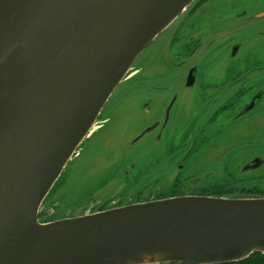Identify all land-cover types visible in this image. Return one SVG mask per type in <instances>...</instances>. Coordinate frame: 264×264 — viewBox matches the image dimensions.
<instances>
[{
    "label": "water",
    "instance_id": "obj_1",
    "mask_svg": "<svg viewBox=\"0 0 264 264\" xmlns=\"http://www.w3.org/2000/svg\"><path fill=\"white\" fill-rule=\"evenodd\" d=\"M194 1L0 0V264H226L264 253V197L38 219L136 58Z\"/></svg>",
    "mask_w": 264,
    "mask_h": 264
},
{
    "label": "rangeland",
    "instance_id": "obj_2",
    "mask_svg": "<svg viewBox=\"0 0 264 264\" xmlns=\"http://www.w3.org/2000/svg\"><path fill=\"white\" fill-rule=\"evenodd\" d=\"M227 1L215 0L213 4L225 6ZM210 7L211 2L203 9ZM180 19L144 49L136 58L131 75L112 92L97 118L98 128L84 140L78 155L67 164L52 193L43 201L38 214L40 222L53 221L50 219L57 209L61 219L79 216L93 213L96 206L105 205L104 210L119 207L130 198L137 200L164 189L173 193L180 183L188 191V185L190 189L198 188L200 195L218 189L212 188V181H216L222 186L218 190L220 194L211 196L264 197V169L251 175L240 171L249 160L247 147L236 151L223 142L201 146L193 141L180 144L171 139L172 129L181 135L182 125L190 118L194 104L192 91L184 87L175 89L178 96L173 109H177L175 120L179 124L170 126V130L169 121H165L169 111V36ZM214 71L224 72V67L216 65ZM141 81L145 83L140 84ZM153 123L158 125L150 132L148 128ZM179 151L189 155L180 162L184 167L166 174L152 187H142L148 182L146 177L137 180L126 176L127 171L132 172L128 168L131 164L135 166L133 171H143L152 160L164 163L167 155L171 157ZM182 174L190 176L188 181L181 182ZM132 184L133 187L126 186Z\"/></svg>",
    "mask_w": 264,
    "mask_h": 264
},
{
    "label": "flooded vegetation",
    "instance_id": "obj_3",
    "mask_svg": "<svg viewBox=\"0 0 264 264\" xmlns=\"http://www.w3.org/2000/svg\"><path fill=\"white\" fill-rule=\"evenodd\" d=\"M214 1L195 0L172 23L181 18L169 36V111L165 121H169L170 130L179 124L177 109H173L178 96L175 89L192 91L190 118L182 125L181 135L172 129L171 139L201 146L223 142L236 151L247 147L249 160L240 171L251 175L264 169V0H228L225 6ZM209 2L211 7L203 9ZM216 65L223 66L224 72H212ZM157 125L151 124L148 130ZM166 157L164 163L152 160L143 171H133L135 166L129 165L132 172H126L127 178L146 177L148 184L142 187H152L166 174L184 167L180 162L189 155L179 151ZM250 164L256 167L246 170ZM176 187L177 193L164 189V194L130 198L120 206L178 196H211L200 195L198 188L190 189V185L189 191L182 183Z\"/></svg>",
    "mask_w": 264,
    "mask_h": 264
},
{
    "label": "trees",
    "instance_id": "obj_4",
    "mask_svg": "<svg viewBox=\"0 0 264 264\" xmlns=\"http://www.w3.org/2000/svg\"><path fill=\"white\" fill-rule=\"evenodd\" d=\"M153 171H156V170L153 169ZM153 171H151V172H153ZM115 177L118 178V176H115ZM188 178H190V176H188V177L185 176V175L182 176V180L188 181ZM114 180H115V178H114ZM221 187H222L221 184H219L216 181H212V188H218V189H213V191L210 190L209 192L212 191L213 193H207L205 195H209V194H212V195L213 194H220L218 192V190L221 189ZM173 191L177 193L178 192V188L177 187L174 188ZM169 192H170V190H169ZM214 192H216V193H214ZM51 193L52 192H50V194ZM158 193L161 195L162 193L164 194L166 192H158ZM73 199L75 200L74 196H73ZM104 207H105V205L96 206L95 208H93V210L91 212L102 211V210H104ZM56 211L57 212H54V215H53L52 219H50V220L61 219V216L59 217L60 211L58 209ZM226 264H264V253H253L248 258H246V259H244L242 261L234 262V263H226Z\"/></svg>",
    "mask_w": 264,
    "mask_h": 264
},
{
    "label": "bare ground",
    "instance_id": "obj_5",
    "mask_svg": "<svg viewBox=\"0 0 264 264\" xmlns=\"http://www.w3.org/2000/svg\"><path fill=\"white\" fill-rule=\"evenodd\" d=\"M131 72H132V71L130 70V71L127 73V75L125 76L124 81H125L126 79H128V77L131 75V74H130ZM137 72H138V70H137ZM124 81H122V82H124ZM99 123H100V122H98V121L94 123V126L92 127V130H91L90 133H93V132L98 128ZM90 133H89V135H90ZM80 146H81V145H80ZM80 146H79V148L73 153L72 159L75 158V157L78 155V151H79V149H80Z\"/></svg>",
    "mask_w": 264,
    "mask_h": 264
}]
</instances>
